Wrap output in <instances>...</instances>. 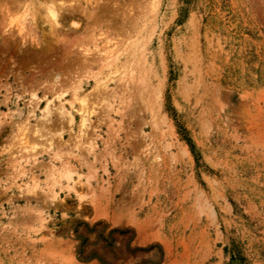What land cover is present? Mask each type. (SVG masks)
Here are the masks:
<instances>
[{
  "label": "rangeland",
  "instance_id": "1",
  "mask_svg": "<svg viewBox=\"0 0 264 264\" xmlns=\"http://www.w3.org/2000/svg\"><path fill=\"white\" fill-rule=\"evenodd\" d=\"M0 264H264V0H0Z\"/></svg>",
  "mask_w": 264,
  "mask_h": 264
},
{
  "label": "bare ground",
  "instance_id": "2",
  "mask_svg": "<svg viewBox=\"0 0 264 264\" xmlns=\"http://www.w3.org/2000/svg\"><path fill=\"white\" fill-rule=\"evenodd\" d=\"M57 15H56V13H55V10H51L50 11V17L52 18V20L54 21V22H57L56 21V19L58 18V17H56ZM60 19H62V18H60ZM74 17H71V18H68V21L69 22H71V23H74ZM58 20V19H57ZM76 21V20H75ZM45 112H48V109H47V107L45 108ZM83 116H84V113H83Z\"/></svg>",
  "mask_w": 264,
  "mask_h": 264
}]
</instances>
